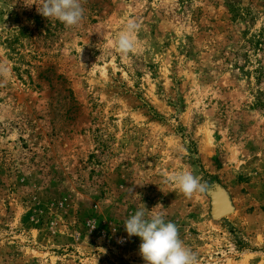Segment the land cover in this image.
<instances>
[{"label": "rangeland", "instance_id": "rangeland-1", "mask_svg": "<svg viewBox=\"0 0 264 264\" xmlns=\"http://www.w3.org/2000/svg\"><path fill=\"white\" fill-rule=\"evenodd\" d=\"M40 3L0 0V264H146L143 206L198 264H264V0H81L74 28Z\"/></svg>", "mask_w": 264, "mask_h": 264}, {"label": "clouds", "instance_id": "clouds-1", "mask_svg": "<svg viewBox=\"0 0 264 264\" xmlns=\"http://www.w3.org/2000/svg\"><path fill=\"white\" fill-rule=\"evenodd\" d=\"M37 11L47 19H57L66 28H74L82 22L85 9L81 0H41ZM139 27L135 20L127 21L115 40L117 51L127 55L135 50L134 34ZM7 73V66L0 64V75ZM164 182L174 184L186 198L203 193L208 187L207 182L202 183L200 177L188 170L167 176ZM124 226L129 237L141 238L139 253L146 264H198L197 253L180 239L177 225L166 221L163 212L148 211L143 206L124 221Z\"/></svg>", "mask_w": 264, "mask_h": 264}, {"label": "water", "instance_id": "water-1", "mask_svg": "<svg viewBox=\"0 0 264 264\" xmlns=\"http://www.w3.org/2000/svg\"><path fill=\"white\" fill-rule=\"evenodd\" d=\"M225 212H223V213H219V215H222V214H224Z\"/></svg>", "mask_w": 264, "mask_h": 264}]
</instances>
